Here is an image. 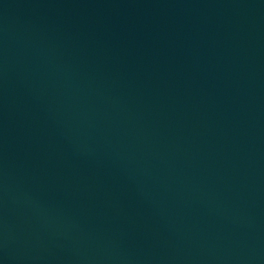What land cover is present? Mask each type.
Listing matches in <instances>:
<instances>
[{
  "label": "water",
  "instance_id": "obj_1",
  "mask_svg": "<svg viewBox=\"0 0 264 264\" xmlns=\"http://www.w3.org/2000/svg\"><path fill=\"white\" fill-rule=\"evenodd\" d=\"M0 264H264V0H0Z\"/></svg>",
  "mask_w": 264,
  "mask_h": 264
}]
</instances>
